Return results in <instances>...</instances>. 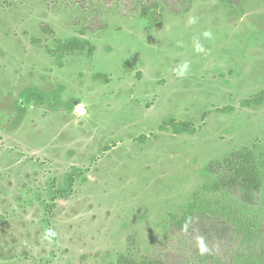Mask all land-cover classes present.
Segmentation results:
<instances>
[{
	"label": "rangeland",
	"instance_id": "rangeland-1",
	"mask_svg": "<svg viewBox=\"0 0 264 264\" xmlns=\"http://www.w3.org/2000/svg\"><path fill=\"white\" fill-rule=\"evenodd\" d=\"M121 9L116 0H0V264H119L130 236L137 260L217 250L172 232L191 206L235 219L241 251L264 247V104L242 105L264 92V0H192L155 28ZM97 15L108 26L95 31ZM71 37L95 53L67 55L60 68L50 50ZM170 119L194 132L161 131ZM244 147L263 178L249 209L204 189L210 167ZM234 249L212 264H231Z\"/></svg>",
	"mask_w": 264,
	"mask_h": 264
},
{
	"label": "trees",
	"instance_id": "trees-1",
	"mask_svg": "<svg viewBox=\"0 0 264 264\" xmlns=\"http://www.w3.org/2000/svg\"><path fill=\"white\" fill-rule=\"evenodd\" d=\"M121 6L122 14L137 15L143 13L148 21L150 28L161 27L164 25V13L182 15L186 13L192 0H116ZM230 7L242 6L245 0H223ZM93 28L95 31L104 29L108 26L100 15H97ZM98 27V28H95ZM89 31L94 32L91 28ZM48 31V29H46ZM86 32L84 31V36ZM56 47L50 50L56 58L60 68L63 67V59L70 54L86 53L93 56L95 46L89 40H82L78 37H71L66 40H56ZM96 78L107 79L106 76L96 75ZM40 99L41 96H33ZM264 104V92H261L242 103L243 107L260 106ZM231 108L220 109L222 112H228ZM206 116V114H205ZM171 130L175 135L192 134L194 125L191 122H178L175 119L167 120L161 126V131ZM213 177L205 190L215 194L223 193L237 200L239 204L246 209L256 207L259 204L260 195L263 187V178L258 166L257 155L253 148L244 147L235 150L224 157L221 161L215 162L208 170ZM205 212L199 211L195 206H191L181 217H174L171 222L173 233L182 234L188 243H202L215 245L218 249L199 252L190 250V248H180L178 252H166L163 255H146L140 260L135 259L132 252L136 245L135 237H129V248L127 253L118 257L119 264H203L208 262L212 264L222 253V249L235 248L234 252L238 255L236 260L231 256V264L240 261L243 264H264V247L259 249L249 248L246 252L241 251L239 236L242 228L235 219L226 217V220H215L207 216ZM236 226V227H235ZM238 227V228H237ZM255 228L246 229L247 235H256ZM264 240V226L259 229ZM257 236V235H256ZM190 240V242H189ZM259 240V239H258ZM264 243V241H263ZM207 246L204 248L206 249ZM208 250V249H207ZM192 251L196 257H192ZM227 251V250H225ZM191 253V254H190ZM227 253V252H225ZM233 254V253H232ZM239 259V260H238Z\"/></svg>",
	"mask_w": 264,
	"mask_h": 264
},
{
	"label": "clouds",
	"instance_id": "clouds-1",
	"mask_svg": "<svg viewBox=\"0 0 264 264\" xmlns=\"http://www.w3.org/2000/svg\"><path fill=\"white\" fill-rule=\"evenodd\" d=\"M190 23H196L195 18H193ZM205 36H211L210 32H205ZM197 49L199 50V45H197ZM189 69V64L188 62H184V64L181 66L180 72L178 73L180 76H183ZM202 251H206V249H202Z\"/></svg>",
	"mask_w": 264,
	"mask_h": 264
}]
</instances>
